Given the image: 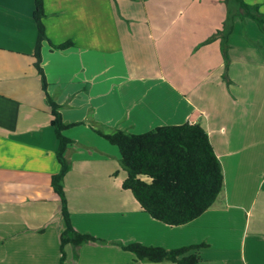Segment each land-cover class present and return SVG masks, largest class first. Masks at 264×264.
Instances as JSON below:
<instances>
[{"label":"crops","instance_id":"0c3cea01","mask_svg":"<svg viewBox=\"0 0 264 264\" xmlns=\"http://www.w3.org/2000/svg\"><path fill=\"white\" fill-rule=\"evenodd\" d=\"M243 1L264 14V0ZM34 2L0 0V264H59L65 227L51 187L58 140L34 68ZM94 2L44 0L49 41L73 44L41 48L48 97L65 124L81 123L64 132L73 141L64 177L70 222L96 238L67 245L65 264H155L122 250L133 242L204 244L200 264H264V25L234 17L226 64L223 0ZM176 104L181 118L160 114L173 115ZM143 120L147 131L200 124L220 163L216 201L184 226L140 209L122 189L118 149L93 131L141 134L132 130Z\"/></svg>","mask_w":264,"mask_h":264},{"label":"trees","instance_id":"16d2710c","mask_svg":"<svg viewBox=\"0 0 264 264\" xmlns=\"http://www.w3.org/2000/svg\"><path fill=\"white\" fill-rule=\"evenodd\" d=\"M223 3L226 18L218 37L227 64V39L233 29L234 17L249 18L262 29L264 14L259 11L258 5H248L243 0H223ZM44 17V0H35L32 15L37 31L34 68L40 77L41 88L50 108L51 126L58 140L55 156L59 171L52 176L51 187L59 198L60 214L65 225L59 236V264H65L64 248L67 245L79 247L96 242V238L73 228L64 192V177L70 170L65 153L73 143L64 132L81 123L63 122L60 106L47 95L48 83L41 66L44 42L48 43L50 50L56 51L70 49L73 44L71 41L52 44L45 32ZM93 131L118 149L119 162L126 173L122 189L130 192L144 213L163 225L181 227L196 220L213 205L223 188L220 163L206 131L198 123L158 126L141 134L121 130L108 134L96 129ZM203 247L205 245L200 244L166 250L136 242L121 245L122 250L131 253L136 262L155 264H200L197 251Z\"/></svg>","mask_w":264,"mask_h":264},{"label":"rangeland","instance_id":"374dc122","mask_svg":"<svg viewBox=\"0 0 264 264\" xmlns=\"http://www.w3.org/2000/svg\"><path fill=\"white\" fill-rule=\"evenodd\" d=\"M95 1V2H94ZM93 2L97 5V4H99V0H92V4H93ZM40 78V77H39ZM163 90H164V88H160L159 90H158V94H162V92H163ZM147 94V97L149 98V97H156V95H157V93H153L152 91H150V92H148V93H146ZM171 107H172V104H171ZM181 109L182 108H179V106H178V104H176V109L174 108V110H172L171 109V111H174L173 113V115H172V113H169V110H166L165 109V111L166 112H168V114L166 113V114H163L162 112H160V114L162 115V116H165V117H168V118H171L172 116H174V118H181V115H182V111H181ZM169 114H171V115H169ZM146 120V119H145ZM145 120H143V121H139V123H138V125L136 126V128H130L133 132H135V133H142V132H145V131H147L148 129H150V128H144V127H142V123L145 121ZM154 121H156L155 119H153ZM152 127V126H151ZM155 127H153V128H151V129H154ZM119 169H120V171L121 172H124L125 173V171L122 169V167H121V165H120V162H119ZM168 264H171V263H168Z\"/></svg>","mask_w":264,"mask_h":264}]
</instances>
